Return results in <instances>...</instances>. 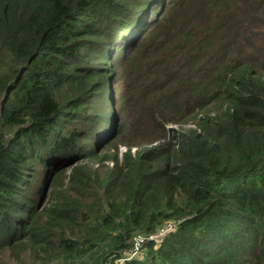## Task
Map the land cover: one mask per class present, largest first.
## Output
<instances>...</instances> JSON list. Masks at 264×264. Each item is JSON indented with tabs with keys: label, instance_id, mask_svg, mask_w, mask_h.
Returning <instances> with one entry per match:
<instances>
[{
	"label": "trees",
	"instance_id": "1",
	"mask_svg": "<svg viewBox=\"0 0 264 264\" xmlns=\"http://www.w3.org/2000/svg\"><path fill=\"white\" fill-rule=\"evenodd\" d=\"M121 257L264 264V0H0V264Z\"/></svg>",
	"mask_w": 264,
	"mask_h": 264
},
{
	"label": "built area",
	"instance_id": "2",
	"mask_svg": "<svg viewBox=\"0 0 264 264\" xmlns=\"http://www.w3.org/2000/svg\"><path fill=\"white\" fill-rule=\"evenodd\" d=\"M172 224L168 223L166 224L165 227L161 228L157 234L154 235H143V234H135L132 239L130 240L131 243V248L127 253L128 258H132L137 256L140 251H141V247L143 245V243L148 240V239H158L159 236L163 235L165 232H167L168 230H170L172 228ZM124 261V258H117L116 260H114L113 262H111L110 264H122Z\"/></svg>",
	"mask_w": 264,
	"mask_h": 264
},
{
	"label": "rangeland",
	"instance_id": "3",
	"mask_svg": "<svg viewBox=\"0 0 264 264\" xmlns=\"http://www.w3.org/2000/svg\"><path fill=\"white\" fill-rule=\"evenodd\" d=\"M170 1H172V0H170ZM168 2H169V1H168ZM116 86H117V85H113V88H112L113 90H115V93L118 92V88H116ZM113 107L116 108L115 105H113ZM123 148H124V147H120V148H119V151L122 150Z\"/></svg>",
	"mask_w": 264,
	"mask_h": 264
}]
</instances>
